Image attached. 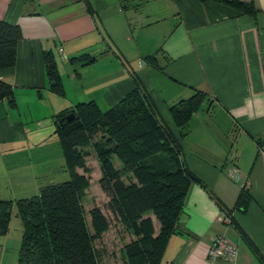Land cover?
Listing matches in <instances>:
<instances>
[{"label":"crops","instance_id":"0c3cea01","mask_svg":"<svg viewBox=\"0 0 264 264\" xmlns=\"http://www.w3.org/2000/svg\"><path fill=\"white\" fill-rule=\"evenodd\" d=\"M240 1L255 13L212 0H0V20L22 34L15 64L0 69L14 93L12 102L0 100V199L35 192L64 169L42 157L61 110L88 100L108 108L133 89L136 75L173 128L168 106L200 90L209 106L180 140L199 182L188 189L160 264H205L218 235L238 249L235 261L218 264H264V0ZM46 52L63 95L50 90ZM153 52L156 66L142 63ZM242 188L250 198L237 208ZM224 210L229 224L219 220ZM12 217L0 235V264L16 263L12 229L21 237V227Z\"/></svg>","mask_w":264,"mask_h":264},{"label":"trees","instance_id":"16d2710c","mask_svg":"<svg viewBox=\"0 0 264 264\" xmlns=\"http://www.w3.org/2000/svg\"><path fill=\"white\" fill-rule=\"evenodd\" d=\"M212 1L226 2L244 14L256 11L249 2ZM21 37L18 25L0 20V69L15 64ZM155 54L144 55L142 63L156 66ZM82 56V60L87 57ZM44 63L50 90L63 95L51 53L44 54ZM132 80L133 89L105 110L88 100L53 116L69 179L54 182L52 173L35 192L0 199V235L8 232L14 208L21 227L15 264H107V248L98 243L112 224L132 236L119 248L121 264L161 263L170 236L177 232L188 189L199 182L182 159L180 140L189 132L191 117L208 105V98L196 90L170 104L172 128L160 118L138 77L132 75ZM13 94L12 86L0 79V100L12 102ZM90 152L99 166L97 182L108 197L111 217L99 206L89 211L84 207L91 184L85 165ZM249 198L242 188L235 206L245 208ZM251 248L262 259L252 243Z\"/></svg>","mask_w":264,"mask_h":264},{"label":"rangeland","instance_id":"374dc122","mask_svg":"<svg viewBox=\"0 0 264 264\" xmlns=\"http://www.w3.org/2000/svg\"><path fill=\"white\" fill-rule=\"evenodd\" d=\"M101 109L105 110L107 108H101ZM42 157L46 160L50 158V167L52 168L53 167L60 168V165H64V157L61 149L59 148L57 136L54 133L52 134V137L50 138V141L47 145V149L44 151ZM85 160H86L85 165L89 169L88 175L91 184L90 187L86 190L85 196L83 198L84 207L87 211H89V209L92 208L93 206H99L106 215L110 216V213L106 208V202L108 201V197L105 194V192L102 191L101 187L97 182L100 177V171L94 153L90 152V154L86 157ZM42 169L43 168L41 167L39 171H41ZM78 172H82V170L79 169ZM47 174H45V176ZM53 178H55L56 182L57 181L61 182L69 179V175L65 169H60L59 171L53 174ZM15 212L12 215L13 216L12 218L13 220L16 221L17 219L15 217L16 214ZM13 220L11 222H13ZM12 230H13L12 244L17 245L16 247L17 249H19L21 242V237H19L18 235V233H20L18 231L19 227L17 230L15 225H13ZM131 238L132 236L128 234L126 231H124L121 227H117L113 224L111 225V228L106 233H104L101 241L98 243L99 245L105 246L107 248V253H108V256L106 257L107 264H121L119 248L123 245V243L131 240ZM111 254H113L114 256H111Z\"/></svg>","mask_w":264,"mask_h":264},{"label":"built area","instance_id":"2783aa9c","mask_svg":"<svg viewBox=\"0 0 264 264\" xmlns=\"http://www.w3.org/2000/svg\"><path fill=\"white\" fill-rule=\"evenodd\" d=\"M219 220L230 223V219L224 212L221 213ZM238 254L237 246L229 241L225 235H218L213 238L206 254L205 264H218V261H235Z\"/></svg>","mask_w":264,"mask_h":264},{"label":"water","instance_id":"95a60500","mask_svg":"<svg viewBox=\"0 0 264 264\" xmlns=\"http://www.w3.org/2000/svg\"><path fill=\"white\" fill-rule=\"evenodd\" d=\"M71 118V115L70 116H68V119H70Z\"/></svg>","mask_w":264,"mask_h":264}]
</instances>
